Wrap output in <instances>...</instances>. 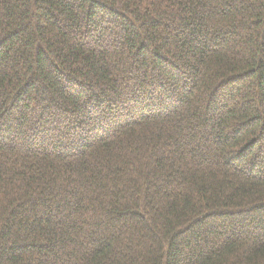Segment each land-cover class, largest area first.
I'll use <instances>...</instances> for the list:
<instances>
[{"label":"trees","instance_id":"16d2710c","mask_svg":"<svg viewBox=\"0 0 264 264\" xmlns=\"http://www.w3.org/2000/svg\"><path fill=\"white\" fill-rule=\"evenodd\" d=\"M0 264H264V0H0Z\"/></svg>","mask_w":264,"mask_h":264},{"label":"rangeland","instance_id":"374dc122","mask_svg":"<svg viewBox=\"0 0 264 264\" xmlns=\"http://www.w3.org/2000/svg\"><path fill=\"white\" fill-rule=\"evenodd\" d=\"M108 41H110V38H108Z\"/></svg>","mask_w":264,"mask_h":264}]
</instances>
